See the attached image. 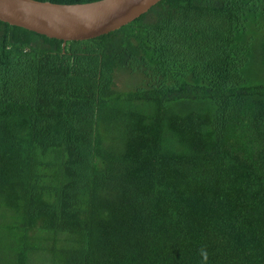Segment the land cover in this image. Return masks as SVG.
<instances>
[{"label":"trees","instance_id":"16d2710c","mask_svg":"<svg viewBox=\"0 0 264 264\" xmlns=\"http://www.w3.org/2000/svg\"><path fill=\"white\" fill-rule=\"evenodd\" d=\"M63 44L0 21V264H264V0Z\"/></svg>","mask_w":264,"mask_h":264},{"label":"water","instance_id":"95a60500","mask_svg":"<svg viewBox=\"0 0 264 264\" xmlns=\"http://www.w3.org/2000/svg\"><path fill=\"white\" fill-rule=\"evenodd\" d=\"M161 0H100L57 4L37 0H0V21L64 41H84L130 24Z\"/></svg>","mask_w":264,"mask_h":264},{"label":"rangeland","instance_id":"374dc122","mask_svg":"<svg viewBox=\"0 0 264 264\" xmlns=\"http://www.w3.org/2000/svg\"><path fill=\"white\" fill-rule=\"evenodd\" d=\"M128 82L129 83L131 82L129 80L128 75H126V74H120L119 81H118V87H119V89L120 90H124V91L130 90L131 88L126 87V84H128Z\"/></svg>","mask_w":264,"mask_h":264}]
</instances>
